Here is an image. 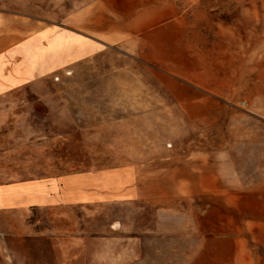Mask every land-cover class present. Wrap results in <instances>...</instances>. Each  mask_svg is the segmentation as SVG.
<instances>
[{"label": "rangeland", "instance_id": "1", "mask_svg": "<svg viewBox=\"0 0 264 264\" xmlns=\"http://www.w3.org/2000/svg\"><path fill=\"white\" fill-rule=\"evenodd\" d=\"M91 1L0 0V50L28 37L66 57L0 95V185L169 157L218 179L51 217L0 214V264H264V0H166L178 23L154 36L159 48L87 42L81 57L73 19ZM112 222L130 230L111 237ZM80 236L94 244L65 246Z\"/></svg>", "mask_w": 264, "mask_h": 264}, {"label": "crops", "instance_id": "2", "mask_svg": "<svg viewBox=\"0 0 264 264\" xmlns=\"http://www.w3.org/2000/svg\"><path fill=\"white\" fill-rule=\"evenodd\" d=\"M175 12H177L175 7L168 5L166 0H93L74 15L75 36L78 38L75 39V52H81L82 57L81 49L87 42L103 47H121L140 53L156 50V40L152 44L154 36L172 29L174 24L178 23L177 18L172 17ZM55 42L57 44L58 41ZM11 43L0 50V74L5 77L4 80L0 79V83L5 87L0 91V95L32 80L28 78L29 73L36 77L41 70H50L52 65L66 60L64 54L47 56L46 49L44 50L39 43H36L33 50L35 44L28 37ZM59 48L61 45L58 43L55 49ZM147 57L161 61L162 56L159 52ZM190 167L189 161L169 157L161 167L148 163L144 167L137 165L131 168L87 171L4 184L0 185V214L21 215L22 212L35 214L39 209H44L43 213L51 217L54 213L52 209L62 206L124 205L163 195H184V190L191 194L193 191L190 190L195 187V182L202 190L205 189L206 183L203 180V177L207 176L203 174L205 170L198 168L195 172L196 169L192 170ZM207 171V177H214L217 181L218 173ZM89 214L92 216L94 212L90 211ZM125 228L127 231L130 230L128 223L112 222L107 227V232L114 237L118 235L119 230ZM43 229L41 234L44 239L45 235L53 236L56 230L54 227L51 228L52 231L55 229L53 232L50 227ZM52 239L55 242L53 248L56 255L59 249V245L56 244L60 240L56 236ZM89 239L90 237L80 236L75 240L77 242L80 240V243L70 246L72 242L65 246L81 248V245H93V241Z\"/></svg>", "mask_w": 264, "mask_h": 264}]
</instances>
